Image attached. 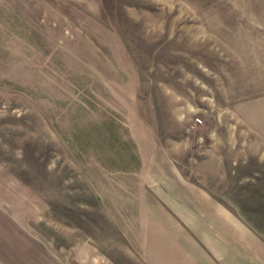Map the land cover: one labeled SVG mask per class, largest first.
I'll return each mask as SVG.
<instances>
[{
	"label": "rangeland",
	"instance_id": "374dc122",
	"mask_svg": "<svg viewBox=\"0 0 264 264\" xmlns=\"http://www.w3.org/2000/svg\"><path fill=\"white\" fill-rule=\"evenodd\" d=\"M187 190L264 236V0H0V224L148 264Z\"/></svg>",
	"mask_w": 264,
	"mask_h": 264
},
{
	"label": "crops",
	"instance_id": "0c3cea01",
	"mask_svg": "<svg viewBox=\"0 0 264 264\" xmlns=\"http://www.w3.org/2000/svg\"><path fill=\"white\" fill-rule=\"evenodd\" d=\"M186 193L189 196L184 197ZM203 202L205 205L196 202L192 207L187 190L183 191L181 201L174 200L173 209L167 207L176 223L164 230L166 238L160 239L166 248L159 245L161 249L156 248V255L145 256L149 258L147 263L264 264V236L232 212L216 205L211 196L204 194ZM208 203L209 207H206ZM8 227V224H0V264H51L41 255L40 248L34 251L30 242L15 238ZM88 247L94 246L87 243L86 250ZM93 251L88 255V261H95Z\"/></svg>",
	"mask_w": 264,
	"mask_h": 264
}]
</instances>
